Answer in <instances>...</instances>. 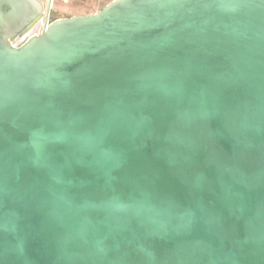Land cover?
Masks as SVG:
<instances>
[{
    "label": "water",
    "instance_id": "water-1",
    "mask_svg": "<svg viewBox=\"0 0 264 264\" xmlns=\"http://www.w3.org/2000/svg\"><path fill=\"white\" fill-rule=\"evenodd\" d=\"M0 0V264H264V0Z\"/></svg>",
    "mask_w": 264,
    "mask_h": 264
},
{
    "label": "crops",
    "instance_id": "crops-1",
    "mask_svg": "<svg viewBox=\"0 0 264 264\" xmlns=\"http://www.w3.org/2000/svg\"><path fill=\"white\" fill-rule=\"evenodd\" d=\"M103 1L107 2L102 4ZM109 1L111 0H52V3L61 17L95 13Z\"/></svg>",
    "mask_w": 264,
    "mask_h": 264
},
{
    "label": "rangeland",
    "instance_id": "rangeland-1",
    "mask_svg": "<svg viewBox=\"0 0 264 264\" xmlns=\"http://www.w3.org/2000/svg\"><path fill=\"white\" fill-rule=\"evenodd\" d=\"M45 2H46V1H45ZM105 2H107V1H103L102 4L105 3ZM58 17H59V14H58V12L55 10V8H54V6H53V3H52V4H51V9H50L49 19H50V20H54V19H56V18H58Z\"/></svg>",
    "mask_w": 264,
    "mask_h": 264
},
{
    "label": "built area",
    "instance_id": "built-area-1",
    "mask_svg": "<svg viewBox=\"0 0 264 264\" xmlns=\"http://www.w3.org/2000/svg\"><path fill=\"white\" fill-rule=\"evenodd\" d=\"M50 20V19H49Z\"/></svg>",
    "mask_w": 264,
    "mask_h": 264
}]
</instances>
